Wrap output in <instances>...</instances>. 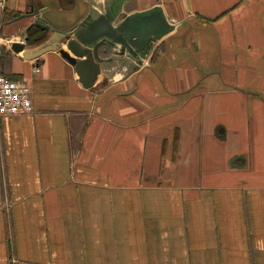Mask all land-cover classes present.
<instances>
[{
    "label": "crops",
    "instance_id": "0c3cea01",
    "mask_svg": "<svg viewBox=\"0 0 264 264\" xmlns=\"http://www.w3.org/2000/svg\"><path fill=\"white\" fill-rule=\"evenodd\" d=\"M118 1L115 22L117 0L0 6V71L34 109L0 119V264H264V0ZM153 7L173 30L138 65L155 20L114 28ZM46 24L117 35L92 87L11 49Z\"/></svg>",
    "mask_w": 264,
    "mask_h": 264
},
{
    "label": "water",
    "instance_id": "95a60500",
    "mask_svg": "<svg viewBox=\"0 0 264 264\" xmlns=\"http://www.w3.org/2000/svg\"><path fill=\"white\" fill-rule=\"evenodd\" d=\"M120 2L118 0L115 2L114 12L109 16L108 21L115 22L119 18L122 5ZM118 5L119 7L116 8ZM148 17L155 20V26L151 25L146 33L132 35L134 39L132 38L131 45L134 50L128 51L138 65H142L153 45L173 30V25L169 23L159 7H153L127 16L114 28L117 32H125L136 20L140 18L147 19ZM81 24L69 32L57 31L47 26V24L45 25L47 27L37 26L42 30L52 32L51 38L46 43L34 49H25V44L23 43H13L11 49L15 53H22L23 58L27 60L46 51H58L74 67L83 88L88 89L93 86L102 69L101 64H103V61L99 53L100 47L102 45H107L111 48L115 47L117 42L114 40L117 35L114 34L109 37L99 36L94 30H91L90 34L85 35L81 30ZM89 36L91 37L89 38ZM62 45H65L67 50H64ZM125 48L126 46L123 45L120 52H116V54H124Z\"/></svg>",
    "mask_w": 264,
    "mask_h": 264
},
{
    "label": "built area",
    "instance_id": "2783aa9c",
    "mask_svg": "<svg viewBox=\"0 0 264 264\" xmlns=\"http://www.w3.org/2000/svg\"><path fill=\"white\" fill-rule=\"evenodd\" d=\"M4 1L0 0V6ZM30 94L31 89L26 81L8 77L0 71V119L33 114Z\"/></svg>",
    "mask_w": 264,
    "mask_h": 264
},
{
    "label": "trees",
    "instance_id": "16d2710c",
    "mask_svg": "<svg viewBox=\"0 0 264 264\" xmlns=\"http://www.w3.org/2000/svg\"><path fill=\"white\" fill-rule=\"evenodd\" d=\"M28 36H29V40L31 39V37H33V31L29 30L28 32ZM39 40H43L44 38H38ZM38 39H36L35 41H38ZM40 42V41H39Z\"/></svg>",
    "mask_w": 264,
    "mask_h": 264
},
{
    "label": "bare ground",
    "instance_id": "6f19581e",
    "mask_svg": "<svg viewBox=\"0 0 264 264\" xmlns=\"http://www.w3.org/2000/svg\"><path fill=\"white\" fill-rule=\"evenodd\" d=\"M121 37V36H120ZM129 37H132V36H129ZM135 37V36H134ZM133 38V37H132ZM134 39V38H133ZM127 45V44H126ZM137 63V62H136ZM135 68V67H134Z\"/></svg>",
    "mask_w": 264,
    "mask_h": 264
}]
</instances>
